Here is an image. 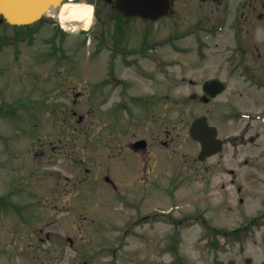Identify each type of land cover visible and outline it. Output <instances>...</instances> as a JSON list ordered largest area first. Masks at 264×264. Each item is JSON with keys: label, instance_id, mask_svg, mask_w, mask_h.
Masks as SVG:
<instances>
[{"label": "rangeland", "instance_id": "rangeland-1", "mask_svg": "<svg viewBox=\"0 0 264 264\" xmlns=\"http://www.w3.org/2000/svg\"><path fill=\"white\" fill-rule=\"evenodd\" d=\"M32 25H28L30 30H33ZM27 29L0 21V264L53 262L52 252L60 246L66 248L69 256L71 246L65 238L66 235L74 236L75 232L77 236L87 237L88 245L98 247L103 236L101 229L109 231L107 248L119 245L122 243L120 231L124 227L126 230L133 228L131 221L149 212L169 214L175 220L202 214L213 223L216 219L220 222L240 218L236 208L228 213L224 204H237L239 196L245 198L244 209H248L249 214L259 208L264 188L257 180L260 176L253 179L257 175L252 174L260 165L244 161L250 152H239L236 156L241 147L228 143L222 158L212 156L206 161L199 160L200 144L191 138L189 127L204 108L192 100L189 93L200 91L202 79L191 77L189 73L183 79L186 69L181 66L174 67L171 82L157 73L156 86L170 96L161 101L163 107L165 103L172 104L173 121L168 127L174 137L172 152L166 157L153 154L155 160L151 162V157H146L149 173L142 170L145 173L140 181H137L140 177L137 173L130 178L116 177L125 201L115 198L117 201L110 203L103 195L108 162L113 170L118 163L124 164L117 166L118 171L129 174L127 165H135L124 146L134 136L158 135L165 128L159 125L157 131L147 132L144 125H138L140 117L120 106L119 121L117 111L110 108L119 103L120 98L123 101L129 96L112 93L106 96V92L101 91L102 85L98 83L105 76L104 57H91L93 43L88 42L84 30L47 23L22 41L18 37ZM13 39H17L16 42ZM158 51L168 58L179 56L169 45L158 47ZM189 76L194 84L189 82ZM151 83L142 82L144 89L136 85L133 94L148 91L149 87L153 90L151 86L155 85ZM228 83L230 96L235 88L245 90V96L235 95L238 106L243 102L248 111L255 112L264 108V89L244 84L237 76L228 78ZM79 92L82 95L77 97ZM76 99L79 102L75 103ZM136 102L135 99L127 100L130 108ZM106 119H109L107 123ZM214 120L218 124V117L211 118L212 123ZM237 122L228 127L224 137L234 130L246 129L247 122L238 118ZM261 130L264 132V124ZM260 142L264 145V136ZM253 153L255 150L250 154ZM223 167L235 168L236 182L247 187L242 194H237L230 185L222 187L230 179V174L221 171ZM149 177L154 181L150 183ZM82 178L85 179L80 182ZM94 217L101 219L100 228H96L97 223H89ZM75 220L77 223L73 222ZM81 225L85 229L80 228ZM157 225L159 241L164 240V234L172 239L181 231V251L191 264L213 262L205 249V241L197 238L200 226L194 224L176 229L177 226L161 219ZM141 226L149 230L147 235L135 239L133 234H128L125 250L119 248L115 257L107 254V262L114 257L116 264H136L132 254L137 249L142 256L149 257L151 229L147 223ZM82 239L76 241L83 243ZM260 241V238L247 240L250 247H256ZM41 254H44L43 260ZM168 259L170 254L167 253L163 260Z\"/></svg>", "mask_w": 264, "mask_h": 264}, {"label": "flooded vegetation", "instance_id": "flooded-vegetation-1", "mask_svg": "<svg viewBox=\"0 0 264 264\" xmlns=\"http://www.w3.org/2000/svg\"><path fill=\"white\" fill-rule=\"evenodd\" d=\"M84 2L93 7L92 22L85 30L88 42L93 43L91 55L99 59H102V55L104 57L105 76L100 79L101 83H98L102 85L101 91H105L106 96H109V93L129 96L123 101L120 98L119 103H114L110 110L117 111L119 121L121 120L119 106L125 108L124 110L132 111L131 114L140 117L138 125H144L147 132L157 131L159 125L165 128L164 130L159 128L161 131L158 135L134 136L124 146L135 165H127L129 174L124 175L120 173V170L118 171L117 166L124 164L118 163L113 170L108 162V172L104 175L106 185L103 195L106 199L111 203L125 199V194L120 192L116 177L130 178L137 173L140 176L137 181H140L143 178L142 173H149V167L145 165L149 159L146 161V157H151V162L155 160L153 154L166 157L172 152L174 137L171 136V129L168 128L173 121L172 104L165 103L163 107L161 101L168 100L170 96L166 91L163 94L156 84L158 72L169 79L168 82L173 81L175 66L186 69L183 79L189 74L191 77L202 79L199 83V89L202 92L193 90L189 96L203 106L204 111L200 115H206L209 119L218 117V124H215L214 120V125L222 140L223 149L214 156L222 158L227 151L228 143L233 146L239 144L241 147L236 156L239 152L251 153L255 150V153H249L244 161L245 163L254 161L255 166L260 165L255 167L256 171L252 174L257 175L253 179L260 176L257 180L259 184H263L261 186L264 188V145L260 142L264 136L261 130L264 124V108L255 112L252 111L253 109L248 111L243 102L238 106L235 95H244L245 90L242 87L235 88L230 96L228 83V78L237 76L243 80L244 84L256 85L264 89V0H84ZM159 7L164 12L160 15ZM45 22L48 23V21ZM182 25H184L182 28H178ZM261 31L262 36H259ZM166 45H169L171 51L177 52L179 56L164 57L158 51V47ZM158 55L163 61L162 66L154 60ZM150 67L154 70H149ZM191 77L189 82L194 84L195 81ZM128 79L132 81L129 82ZM147 81L155 85L151 86L153 90L149 87L148 91L133 94L132 90L136 85L144 89L142 82ZM127 87L128 92H126ZM141 94L145 96H139ZM80 95L82 93L76 94L77 97ZM224 96L225 99L222 100ZM129 99L137 100L132 108L127 104ZM77 102H79L78 99L75 100V103ZM231 104H234V110H231ZM109 116L110 114H107V117ZM237 118L247 122L246 129L234 130L224 137L228 127L238 124ZM108 121L109 119H106L105 123ZM248 145L252 146L246 150ZM109 158H111L110 155ZM231 159L234 157L232 156ZM258 159L261 160V164ZM112 170L114 172H111ZM221 171L230 174L229 182L223 183L222 187L230 185L235 188L237 194H242L246 190L247 187L236 182L235 168L223 167ZM84 179H80V182ZM149 181L151 183L154 180L149 177ZM254 196L257 197V193ZM263 202L264 195L260 198L259 208L250 214L248 209H244L246 200L243 196L238 197L235 205L225 202L228 213L238 210L239 219H227L220 222L216 219L211 223L204 215H197L203 220L199 234L207 231L203 240L204 246L213 259V262L201 264H264ZM217 204L221 205L219 202ZM154 213L157 214V212H149L139 216L135 222ZM100 220L92 218L89 223H97L96 228H99ZM234 221L236 223H233ZM73 222L77 223L76 220ZM157 224L158 221L155 220L150 227L152 246L149 257L142 256L137 249V252L132 254L135 263L191 264L190 259L181 251L182 242L179 238L181 231L175 233L176 238L168 239L164 234V240L159 241ZM80 228L85 229L83 225ZM148 231L141 230L143 237ZM170 233L174 235L173 232ZM107 237H109V231H103V236L99 239L100 245L93 247L88 245L90 243L87 242V237L77 236V232L72 237L66 235L67 241L71 244L69 256L65 247H56L52 252L53 262L45 264H112L110 261L107 262L106 255L110 254L111 250L115 252L116 249L111 246L107 248L110 239ZM79 238H83V243L76 241ZM256 238H260V243L256 247L248 246L247 240ZM167 253L170 254V259L163 260V256ZM43 255L41 254L42 260Z\"/></svg>", "mask_w": 264, "mask_h": 264}, {"label": "water", "instance_id": "water-1", "mask_svg": "<svg viewBox=\"0 0 264 264\" xmlns=\"http://www.w3.org/2000/svg\"><path fill=\"white\" fill-rule=\"evenodd\" d=\"M50 2H53L55 6L61 0H0V14L10 23H30L43 16ZM191 134L202 144L201 159L221 149L216 128L209 125L205 117H200L193 122Z\"/></svg>", "mask_w": 264, "mask_h": 264}, {"label": "bare ground", "instance_id": "bare-ground-1", "mask_svg": "<svg viewBox=\"0 0 264 264\" xmlns=\"http://www.w3.org/2000/svg\"><path fill=\"white\" fill-rule=\"evenodd\" d=\"M81 1V2H79ZM84 0H61L54 6L50 2L49 8L45 11L48 16H58L62 26L69 28H88L92 15L93 7L90 4L82 3ZM58 10L55 13V10Z\"/></svg>", "mask_w": 264, "mask_h": 264}]
</instances>
